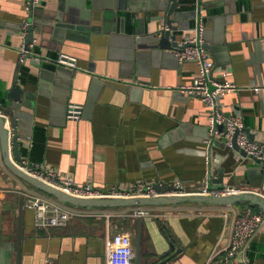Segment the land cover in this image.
<instances>
[{"label": "crops", "instance_id": "0c3cea01", "mask_svg": "<svg viewBox=\"0 0 264 264\" xmlns=\"http://www.w3.org/2000/svg\"><path fill=\"white\" fill-rule=\"evenodd\" d=\"M186 1L176 39L190 36L202 18L214 67L209 78L227 69L225 78L239 87L220 96L219 106L264 146V0H204L200 8ZM24 3L0 0V113L17 80L27 92L11 129L21 157L106 190L137 183L163 190L180 181L186 193L201 191L209 110L179 89L192 80L197 64L146 42L162 26L157 0H41L30 13ZM29 17L39 31L19 62ZM60 54L73 57L75 66L57 63ZM69 102L82 106L80 119L66 118ZM213 154L223 171L217 186L252 188L264 196V163L226 146H214ZM29 187L0 159V263L15 264L18 238L20 264H105L106 236L114 232L133 234L134 248L132 207L93 208L71 215L63 226L36 227L33 211L23 204ZM148 209L141 217V264H158L176 247L164 264H203L218 241L226 243L238 214L229 205L195 203ZM243 259L264 264V221Z\"/></svg>", "mask_w": 264, "mask_h": 264}, {"label": "built area", "instance_id": "2783aa9c", "mask_svg": "<svg viewBox=\"0 0 264 264\" xmlns=\"http://www.w3.org/2000/svg\"><path fill=\"white\" fill-rule=\"evenodd\" d=\"M41 0H25L24 7L27 12H31ZM26 23L23 25L24 28ZM195 33L190 39H182L178 42L174 53L180 62L191 61L197 64L198 71L192 77L189 83L181 84L180 91L190 96L200 98L208 107V131L209 135L206 139L208 143L209 137L217 135L215 129L216 124H223L224 132L220 134L226 145L231 146L232 135L235 129H241L242 123L238 117L223 113L216 97H220L225 93L238 90V85L227 80V69L221 72L220 78H209L210 70L213 67V61L207 48L203 44L202 18L198 17L197 24L194 29ZM189 43L181 48L183 43ZM27 49L24 45L20 47L19 62L26 59ZM56 62L62 65L75 66L74 58L65 54H60ZM211 85L213 88H210ZM258 89V87H254ZM82 106L69 102L66 105L65 116L70 120H78L81 117ZM236 144L245 152L246 156L264 163V146L258 144L254 140H250L245 131L239 130L236 135ZM24 172L60 188L70 194L80 197H106V196H151L158 193L173 194L186 193L180 181L172 183L171 188L160 190L159 192L152 184L145 185L137 183L133 187L125 189V191L106 190L95 187L91 184H77L73 179L66 175H61L56 171L47 169L36 162H30L22 159L17 164ZM241 190L232 185L208 187V180L205 179L199 193L224 195L238 193ZM23 204L31 209L34 214V225L36 227L63 226L71 215L84 214L87 210L84 208H76L69 204L57 201L50 196L33 187L25 188L22 192ZM128 216L142 217L148 215V206H134L129 208ZM226 220V219H225ZM264 221L262 213L254 212L246 207L239 214H234L229 225V234L224 245L218 241L208 253L203 264H245L244 254L249 241L257 233L260 225ZM220 242V243H219ZM105 264H134V248L132 238L128 232H114L107 234L105 242Z\"/></svg>", "mask_w": 264, "mask_h": 264}, {"label": "water", "instance_id": "95a60500", "mask_svg": "<svg viewBox=\"0 0 264 264\" xmlns=\"http://www.w3.org/2000/svg\"><path fill=\"white\" fill-rule=\"evenodd\" d=\"M186 0H157V9L156 12H160V17L162 21V26L160 29H157L153 32L149 37H147L146 42H153L154 46L160 48H170L175 49L178 45L179 40L176 39V32L178 29H181L183 26L181 20H183L182 13L184 12L180 9L181 4ZM204 0H195V4L197 8L203 6ZM189 3V1H186ZM185 3V4H186ZM186 12V11H185ZM189 18V16H188ZM181 19V20H180ZM180 20V21H178ZM24 32V43L25 48H28V44L33 43L35 38V32H38V28L35 24H33L31 17L27 21L24 28H22ZM203 34V33H202ZM194 35V31L188 37H183L182 39H190ZM181 39V40H182ZM139 42L140 39L135 40V42ZM134 42V43H135ZM189 43H183L181 48H184ZM204 46L205 43L203 42ZM42 58V57H41ZM42 60H45L42 58ZM47 60V59H46ZM42 62V61H41ZM48 62V61H46ZM53 64V63H51ZM57 64V63H56ZM55 65V64H53ZM214 67L210 70L212 73ZM198 71V66H197ZM209 73V74H210ZM211 75V74H210ZM210 88H213L212 86ZM7 99L9 103L1 108L0 113V159L3 165L16 177L24 181L26 184L31 187L40 190L50 196H53L57 201L69 204L76 208H84L87 210H91L93 208H116V207H134V206H162V205H172L177 206L183 203H195L197 205L202 204H212L219 206H232L237 213H240V208L237 206V203L246 202L247 206H257L262 213L264 218V196L257 193L254 189L241 190L238 193L224 194V195H212V194H204L199 192L192 193H173V194H161L158 193L156 195L146 196H106V197H80L73 194H70L60 188H57L45 181H42L19 168L17 165L22 161V157L18 152V144L17 137L11 131V129L16 125L17 118L15 117L16 111L18 110V105L25 104L24 98H27V92L23 87H21L17 80H14L11 86L7 90ZM216 100H219V97H216ZM8 119V128L4 127L6 120ZM215 129L217 130V135H212L209 137L208 143L202 151V154L207 157V180L208 187L212 188L217 186L216 184L223 183V171L222 169H218L215 164L216 156L213 154V147H222L226 146L231 151H238L241 155H245V152L238 147L236 144V135L239 130L245 131L250 140H253V136L250 131L246 127H242L241 129H235L231 146L226 145V142L220 136L222 132H224L225 127L223 124H216ZM13 159L11 160L9 157V153ZM220 158V157H219ZM258 162V161H257ZM218 169L219 175L216 178L212 177L213 168ZM152 186L156 189L157 192L161 190V186L157 183H153ZM165 189L171 188L170 185H163ZM21 209V202L19 203V211ZM136 226H135V242H134V264H141V253H140V245H141V217H136ZM179 248L176 247L171 254L166 256L163 260L158 264H164L169 259L176 256ZM20 239L17 240L16 246V256H15V264H20ZM0 264H3L2 262ZM7 264V263H5Z\"/></svg>", "mask_w": 264, "mask_h": 264}, {"label": "trees", "instance_id": "16d2710c", "mask_svg": "<svg viewBox=\"0 0 264 264\" xmlns=\"http://www.w3.org/2000/svg\"><path fill=\"white\" fill-rule=\"evenodd\" d=\"M243 204H246L247 205V203L246 202H241V203H237V206H239V208L240 209H244L243 208ZM250 209H252L253 208V211L255 210V211H259V208L257 207V206H248Z\"/></svg>", "mask_w": 264, "mask_h": 264}, {"label": "rangeland", "instance_id": "374dc122", "mask_svg": "<svg viewBox=\"0 0 264 264\" xmlns=\"http://www.w3.org/2000/svg\"><path fill=\"white\" fill-rule=\"evenodd\" d=\"M246 207H248V206H246ZM244 209H245V208H244ZM244 209H243V210H244ZM251 210H252V209H251ZM252 211H253V210H252ZM254 212H259V211H255V210H254ZM130 235H131V234H130ZM132 235H133V234H132ZM132 235H131V236H132Z\"/></svg>", "mask_w": 264, "mask_h": 264}]
</instances>
